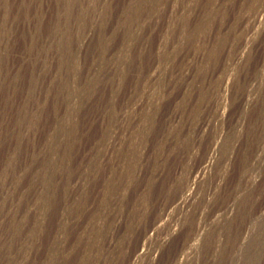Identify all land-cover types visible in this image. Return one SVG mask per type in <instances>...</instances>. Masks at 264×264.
I'll return each mask as SVG.
<instances>
[{
    "label": "rangeland",
    "instance_id": "374dc122",
    "mask_svg": "<svg viewBox=\"0 0 264 264\" xmlns=\"http://www.w3.org/2000/svg\"><path fill=\"white\" fill-rule=\"evenodd\" d=\"M0 264H264V0H0Z\"/></svg>",
    "mask_w": 264,
    "mask_h": 264
},
{
    "label": "bare ground",
    "instance_id": "6f19581e",
    "mask_svg": "<svg viewBox=\"0 0 264 264\" xmlns=\"http://www.w3.org/2000/svg\"><path fill=\"white\" fill-rule=\"evenodd\" d=\"M218 148L217 145H214V146H211L210 147V154L213 152V151H216ZM197 190H194V189H187L185 192H181V194L179 195V197L176 199L175 201V206L177 205H180L183 204V205H186L187 203L190 202V200H192L194 198V196L196 195V192ZM142 252V251H141ZM139 253L138 252V255L139 256ZM144 255V252L143 253H140V256ZM136 256V255H135ZM139 256V257H140ZM154 261V260H153Z\"/></svg>",
    "mask_w": 264,
    "mask_h": 264
}]
</instances>
